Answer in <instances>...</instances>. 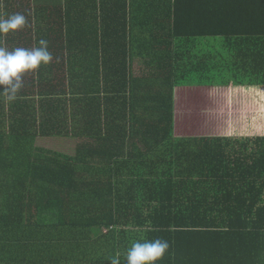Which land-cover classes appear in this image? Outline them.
Instances as JSON below:
<instances>
[{"label":"trees","instance_id":"trees-1","mask_svg":"<svg viewBox=\"0 0 264 264\" xmlns=\"http://www.w3.org/2000/svg\"><path fill=\"white\" fill-rule=\"evenodd\" d=\"M134 1L123 0L126 26L117 23L123 61H104L106 81L98 77L99 64L89 63L97 69L85 102L81 62L66 64L57 101L45 94L41 124L32 87L10 102L7 128L8 101L0 97V264H125L133 242L157 238L170 245L159 264H176L186 231L264 230V188L257 186L264 184V137L201 139L195 151L193 140H169L176 88L264 87V0H211L216 9L200 0L192 19L179 0H155L165 1L158 15L165 13L169 25L158 16L148 48L156 67L149 74L153 94L127 61ZM210 38L222 41L216 54L195 45L183 50ZM134 39L146 49L145 36L143 43ZM182 66L186 76L176 73ZM147 134L155 137L148 159L135 140ZM52 135L75 138L74 152L36 145ZM228 183L246 187L238 191L241 199L227 198Z\"/></svg>","mask_w":264,"mask_h":264},{"label":"crops","instance_id":"crops-1","mask_svg":"<svg viewBox=\"0 0 264 264\" xmlns=\"http://www.w3.org/2000/svg\"><path fill=\"white\" fill-rule=\"evenodd\" d=\"M136 1L140 4L136 6ZM134 1L133 16L128 15L127 20L130 21L127 26L129 32V45L134 46L131 55L127 58L130 63V73L135 78H146L145 90L148 94H153L155 88L153 81L149 84V74L153 75L156 70L153 64L155 59H150L151 52L148 50L149 45L153 44L155 27L158 23V16H163L165 25L168 27V16L165 13L158 15L164 5L163 1L155 0ZM200 0H179L181 10L185 9V16L191 19L195 16V9ZM156 3V5H155ZM209 7L216 9L215 2L211 0L206 2ZM160 8V9H158ZM190 9V10H189ZM13 13H22L27 18V25L20 31L10 33L7 36L0 37V45L7 47L9 50L15 47H35L40 39L48 41L49 51L53 55V61L50 65L42 67L40 71L34 75L25 78L24 87L20 94L25 95L33 89L34 99L36 102V110L38 123L41 124L45 107H42V99L50 92L49 99L57 101L59 99L58 87L59 79L66 69L68 62H81L87 68L82 76V98L84 102L89 98L91 93H87L91 87V78L96 76L95 64L90 67L91 62L99 64L98 77L106 81V69L104 61H123L124 58V40L122 31L117 27L118 24L125 25L123 0H0V16L6 17ZM118 23V24H117ZM184 26V25H183ZM215 26H212L213 28ZM112 30L114 34H112ZM109 32L113 36H109ZM127 36V35H126ZM134 36L141 39L146 38L145 47L133 45L138 43ZM219 38L198 39L196 43L188 42L183 50H189L190 45L198 47L207 54H216L218 51ZM97 47V48H96ZM113 57V58H112ZM146 63V64H144ZM151 63V64H149ZM181 64V61H180ZM177 70V69H175ZM188 73V68L182 66L176 73ZM190 75H195L190 73ZM151 78H153L151 76ZM29 79V80H27ZM35 86V88H34ZM220 87H203V86H181L174 90L175 94V133L173 135L174 142L179 140H193L194 151L200 148L201 139H210L216 141L218 139L233 140H256L264 137L262 131H255L248 128L246 131L231 132L230 126L238 122H246V117H252L247 112H242L241 117L234 118L231 113L227 117V128H223L219 133L192 134L181 135L177 130L176 118V102L179 93L183 89H219ZM228 88V87H221ZM236 90H243L250 94H259L264 91L263 86L243 87L231 86ZM20 96H18L19 98ZM48 99V98H47ZM7 101V100H6ZM148 104V102H147ZM13 104L7 102L6 105V128L9 127V118ZM84 106V104H83ZM260 110V109H259ZM260 113L262 111L260 110ZM12 114V113H11ZM254 117L248 121L254 122L257 126L264 121V115ZM257 118V120H255ZM255 120V121H254ZM225 130V131H224ZM229 130L230 132H227ZM218 131V130H217ZM9 130L5 133L8 134ZM258 132V133H257ZM71 139L72 137H59L57 135L38 137L40 139ZM129 139V138H128ZM118 138L116 139L117 142ZM131 139H129L130 141ZM136 141H140L138 149L145 153L144 158L148 159L155 152L154 135H146L144 137H136ZM125 140L126 143L129 142ZM199 141V142H198ZM185 148L184 142H180ZM191 145V146H192ZM115 149V147H114ZM118 150V146L116 149ZM129 150L128 144L125 146V153ZM135 150V149H134ZM133 150V151H134ZM229 184H223V188H227V198L230 200H239L242 195L238 192L245 190L246 187H229ZM259 184L261 189L264 188ZM233 191V194H231ZM261 204V202H258ZM184 233V232H183ZM182 236H186L184 241H179L177 250L180 260L176 264H264V230H207V231H186ZM196 233V234H193ZM197 239H202V243ZM203 239H206L204 243ZM221 251L222 254L216 255L215 251Z\"/></svg>","mask_w":264,"mask_h":264},{"label":"rangeland","instance_id":"rangeland-1","mask_svg":"<svg viewBox=\"0 0 264 264\" xmlns=\"http://www.w3.org/2000/svg\"><path fill=\"white\" fill-rule=\"evenodd\" d=\"M176 102L177 130L181 135L219 133L227 128V117H241L242 112L252 117L264 115V91L250 94L234 88L219 89H183ZM262 113H260V110ZM246 117V122H238L230 126L232 133L247 131L251 128L264 133V121L257 126ZM257 120V118L255 119ZM254 120V121H255ZM218 130V131H217ZM225 131V130H224ZM230 132L229 130H226ZM258 133V132H257ZM37 146L51 151L72 154L75 141L71 139H40Z\"/></svg>","mask_w":264,"mask_h":264},{"label":"clouds","instance_id":"clouds-1","mask_svg":"<svg viewBox=\"0 0 264 264\" xmlns=\"http://www.w3.org/2000/svg\"><path fill=\"white\" fill-rule=\"evenodd\" d=\"M26 25L27 18L22 13L0 16V37L20 31ZM52 61L48 41L43 38L35 47H15L9 50L0 45V97L8 102L17 100L25 78L38 73ZM169 247L167 240L159 238L133 242L127 250L125 264H159ZM112 264H119L118 259H113Z\"/></svg>","mask_w":264,"mask_h":264}]
</instances>
